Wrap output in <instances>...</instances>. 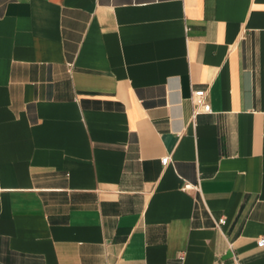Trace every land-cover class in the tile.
<instances>
[{
    "label": "crops",
    "instance_id": "obj_1",
    "mask_svg": "<svg viewBox=\"0 0 264 264\" xmlns=\"http://www.w3.org/2000/svg\"><path fill=\"white\" fill-rule=\"evenodd\" d=\"M260 236L264 0H0V264H264Z\"/></svg>",
    "mask_w": 264,
    "mask_h": 264
},
{
    "label": "built area",
    "instance_id": "obj_2",
    "mask_svg": "<svg viewBox=\"0 0 264 264\" xmlns=\"http://www.w3.org/2000/svg\"><path fill=\"white\" fill-rule=\"evenodd\" d=\"M189 100L191 102V118L194 116V114L198 111L197 107L199 106L201 110L208 111L209 110V104L204 100V89L197 88L193 89L190 93ZM169 160V156L167 154L161 156L159 158L160 163L163 165ZM182 188L188 189V188H197V185L190 184L188 182H183ZM224 221L223 216H219L217 218L213 219L214 225L216 227L219 226ZM264 243L263 236H260L256 238V244L262 245ZM230 245V244H229ZM179 257H182V254H179ZM233 261L236 263V257L232 256Z\"/></svg>",
    "mask_w": 264,
    "mask_h": 264
}]
</instances>
